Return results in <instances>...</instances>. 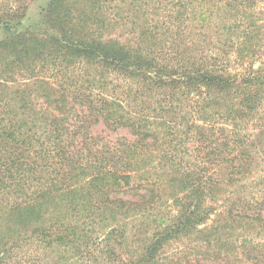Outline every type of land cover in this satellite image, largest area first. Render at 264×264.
<instances>
[{
	"label": "trees",
	"instance_id": "trees-1",
	"mask_svg": "<svg viewBox=\"0 0 264 264\" xmlns=\"http://www.w3.org/2000/svg\"><path fill=\"white\" fill-rule=\"evenodd\" d=\"M28 1L0 0V264H264V0Z\"/></svg>",
	"mask_w": 264,
	"mask_h": 264
},
{
	"label": "rangeland",
	"instance_id": "rangeland-1",
	"mask_svg": "<svg viewBox=\"0 0 264 264\" xmlns=\"http://www.w3.org/2000/svg\"><path fill=\"white\" fill-rule=\"evenodd\" d=\"M30 1V2H29ZM28 1V10H27V13H28V16L29 18H31V23H34V22H39L40 19H41V15H42V10L43 8L46 7V4L48 3L49 0H29ZM4 38V35L3 34H0V39ZM233 60H236L234 59L235 57H233ZM262 55L261 54H258V57H256V61L254 63V68L255 69H258L260 66H261V63H262ZM245 63H247V59L246 60H242V61H238L236 60V63H234V70H240L244 67H242ZM100 127L97 128V130H101L99 129Z\"/></svg>",
	"mask_w": 264,
	"mask_h": 264
}]
</instances>
